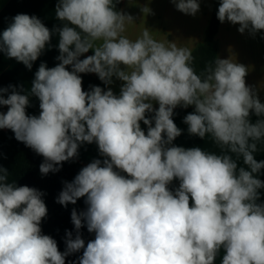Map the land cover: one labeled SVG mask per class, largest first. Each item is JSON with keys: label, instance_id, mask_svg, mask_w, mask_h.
<instances>
[{"label": "clouds", "instance_id": "9594fccd", "mask_svg": "<svg viewBox=\"0 0 264 264\" xmlns=\"http://www.w3.org/2000/svg\"><path fill=\"white\" fill-rule=\"evenodd\" d=\"M172 2L184 14L200 9L198 0ZM55 16L67 22L53 29L60 63H41L28 94L0 95L8 106L0 129L44 157L43 175L59 171L84 143L95 142L105 159L83 167L58 196L64 206L81 197L87 205L71 212L76 235L66 233L64 252L41 232L43 193L9 183L0 167V264H65L81 249L79 264H217L221 250L220 264H264V203L257 202L264 160L254 155L264 145V103L246 85L248 68L230 56L197 74L190 48L144 26L129 36L133 17L115 10L114 0H58ZM217 18L255 35L264 30V0H220ZM51 34L36 16L17 14L0 35V52L31 69ZM90 49L93 55L78 59ZM79 73L125 83L119 96L99 86L85 92ZM29 95L39 99L38 117L26 114ZM190 105L188 133L207 138L218 153L172 145L181 135L173 110ZM174 178L175 192L167 187ZM85 224L95 233L86 247L79 231Z\"/></svg>", "mask_w": 264, "mask_h": 264}, {"label": "crops", "instance_id": "0c3cea01", "mask_svg": "<svg viewBox=\"0 0 264 264\" xmlns=\"http://www.w3.org/2000/svg\"><path fill=\"white\" fill-rule=\"evenodd\" d=\"M58 0H0V35L12 22V18L17 14H27L36 16L50 30L51 38L45 49L36 61L32 63L31 69L23 63L17 62L14 58H8L5 53L0 52V89H7L6 92L0 93L6 99L14 90L21 94H28L32 81L35 79V73L41 63L48 68L57 66L60 63L56 58L60 55L58 49L59 35L53 31L56 27H63L65 21H59L55 16V8ZM115 10L133 17L134 25H130L127 34L135 37L140 29L144 26L153 32L158 39H167L170 42H177L194 51L204 42L217 4L220 0H198L200 9L196 15H188L180 12L175 7L172 0H114ZM148 7L150 11L145 13L143 8ZM239 24H232L228 21L219 22V29L216 35L218 42L217 58L227 59L234 56L237 63L243 64L248 68V74L245 77L247 86L253 87L261 101L264 103V30L257 32L255 35L246 30L240 33ZM94 50L90 49L83 53L82 60L87 56L93 55ZM71 71L72 66H66ZM122 70H127L121 65ZM93 77L99 79L98 75L91 73ZM100 80V79H99ZM105 83V82H104ZM125 82L112 77V82L106 85V91L111 89L114 95L119 96L121 87ZM39 99L34 95H29V105L26 108V114L29 116H39ZM153 109L157 110L159 105L152 101ZM8 106L0 105V113H6ZM173 121L181 129V135L173 142V146L183 147L185 149L200 147L202 150L219 152V149L207 138H200L191 135L187 131V125L183 122L184 117L195 111L194 105L187 108L177 106L174 110ZM154 115L146 113V118L151 119ZM252 122L258 119L254 114L250 116ZM141 130L147 135L148 125L140 121ZM154 126V122L153 125ZM8 130V129H5ZM257 161L264 160V145L258 147L257 153L254 154ZM84 166L92 163L94 160H103L98 146L95 142L80 145L78 155L75 157ZM238 167L244 166L242 160L237 161ZM117 171H120L117 169ZM121 175L128 176L127 173L120 171ZM258 178L264 182V169H261ZM180 181L176 178L167 186L170 191L175 192L179 187ZM260 199L258 203H264V188L259 190ZM190 198V206H191ZM223 255L217 257V264Z\"/></svg>", "mask_w": 264, "mask_h": 264}, {"label": "trees", "instance_id": "16d2710c", "mask_svg": "<svg viewBox=\"0 0 264 264\" xmlns=\"http://www.w3.org/2000/svg\"><path fill=\"white\" fill-rule=\"evenodd\" d=\"M218 7L219 4H217L210 20L204 42L193 53L195 58L193 67L197 74H200L206 65L214 61L218 55L219 47L216 40L220 22L217 18ZM69 26L75 27L70 23ZM79 75L82 79L83 91H90L92 86H99L106 91L105 83L93 77L91 73H79ZM43 162L44 157L38 155L23 142L16 140L10 129H0V167L7 170L9 183L15 182L17 186L32 187L43 193L41 198L46 205L47 215L41 221V232L43 235L52 237L57 242L59 251L64 252L66 233L71 232L73 238L76 235V229L71 221V212L73 209H76L78 213L85 211L87 208L86 197H81L75 204L69 203L67 206L58 203L57 199L64 189L65 183L72 182L85 166L73 158L61 162V165L58 166L59 171L43 175L39 170ZM79 231L86 247L87 243L95 238V233H90L86 224ZM82 255L83 249L66 256L65 264H79V257Z\"/></svg>", "mask_w": 264, "mask_h": 264}, {"label": "water", "instance_id": "95a60500", "mask_svg": "<svg viewBox=\"0 0 264 264\" xmlns=\"http://www.w3.org/2000/svg\"><path fill=\"white\" fill-rule=\"evenodd\" d=\"M82 58H83V56H82V54H81L80 57H78V59L82 60Z\"/></svg>", "mask_w": 264, "mask_h": 264}]
</instances>
